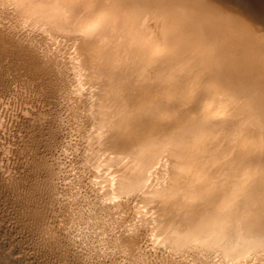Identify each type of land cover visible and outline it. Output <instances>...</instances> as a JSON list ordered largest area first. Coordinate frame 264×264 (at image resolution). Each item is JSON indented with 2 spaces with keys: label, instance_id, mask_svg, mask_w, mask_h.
Returning a JSON list of instances; mask_svg holds the SVG:
<instances>
[{
  "label": "bare ground",
  "instance_id": "1",
  "mask_svg": "<svg viewBox=\"0 0 264 264\" xmlns=\"http://www.w3.org/2000/svg\"><path fill=\"white\" fill-rule=\"evenodd\" d=\"M258 13L264 0H0V85L10 97L19 79L45 87L51 105L36 113L25 102L0 122L4 193L19 198L9 154L32 138L12 147V122L58 144L63 102L84 100V154L99 205L134 202L152 246L192 252L194 264H264ZM48 164L43 193L53 207L59 173ZM33 216L34 225L44 220ZM134 232L131 225L116 240L125 251Z\"/></svg>",
  "mask_w": 264,
  "mask_h": 264
},
{
  "label": "rangeland",
  "instance_id": "2",
  "mask_svg": "<svg viewBox=\"0 0 264 264\" xmlns=\"http://www.w3.org/2000/svg\"><path fill=\"white\" fill-rule=\"evenodd\" d=\"M258 14L260 19L262 16L264 19L262 13ZM260 19L258 18L259 22H261ZM261 28L258 32L264 34V26ZM22 80H17L16 85L19 92L16 97L12 95L10 97L5 88L0 85V111L2 113V115L0 113V122L4 119V122L2 121L4 124L11 119L6 118L7 112H13L17 108L22 109L25 106L22 103L25 102L28 106L30 103L35 106L34 112L36 113L51 111L48 99L49 90L37 84L33 87L32 85L26 87ZM44 90L47 92L45 93ZM73 101L75 100L63 102L65 105L59 116L63 121L65 138L63 142L59 141V145H51L49 135L46 137V134L40 131L34 133L36 137L34 134H27L28 123L24 122L16 126L14 122L11 124L9 134L12 147L25 134L32 138L28 139L30 143L28 142L29 146L24 148V151L23 148L20 150L14 147L9 154L12 160L9 162L10 174L15 184L14 187L20 191L19 193L16 189L20 199L15 194L4 193V184L0 176V264H194L195 259L192 252H188L189 256L187 253L172 254L162 248L157 249L152 246L151 228L142 225L143 221L141 222L138 210L132 209L134 202L130 201L128 205V202L125 203L126 205L123 203L118 208L108 206V203L99 205L100 200L91 184L93 183L92 176H90L92 174L84 154L91 124L86 113L81 110L84 107V100ZM65 107H67L66 110H64ZM57 110L59 111V108ZM5 137L0 133V144ZM46 142L49 145H46ZM1 151L4 150L0 148V163L1 159L3 161L5 158L4 152L2 154ZM44 163H49V167L54 166L53 168L59 173V179L56 181L59 189L58 199L53 203V207L47 204L45 192L43 193L44 189H47ZM126 200L124 199V202ZM32 214L38 215V219L43 218V222L40 225L36 222L34 225ZM131 225L135 227V232L130 235L136 238L128 251H125L116 240L125 234Z\"/></svg>",
  "mask_w": 264,
  "mask_h": 264
}]
</instances>
